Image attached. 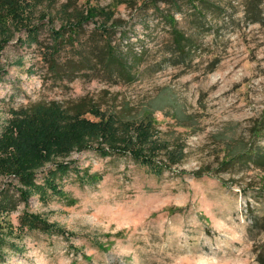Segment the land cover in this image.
Returning <instances> with one entry per match:
<instances>
[{
	"label": "rangeland",
	"instance_id": "obj_1",
	"mask_svg": "<svg viewBox=\"0 0 264 264\" xmlns=\"http://www.w3.org/2000/svg\"><path fill=\"white\" fill-rule=\"evenodd\" d=\"M210 1L0 0V264H263L264 172L223 162L264 147V24L250 0ZM173 19L193 37L179 63ZM101 27L132 77L79 62ZM172 93L184 119L166 107L151 126ZM53 102L99 121L56 131L30 110Z\"/></svg>",
	"mask_w": 264,
	"mask_h": 264
},
{
	"label": "trees",
	"instance_id": "obj_2",
	"mask_svg": "<svg viewBox=\"0 0 264 264\" xmlns=\"http://www.w3.org/2000/svg\"><path fill=\"white\" fill-rule=\"evenodd\" d=\"M190 1L194 3L195 10L201 13L203 12V10L211 11L212 7L217 6L215 3H211L210 0ZM197 1L199 2V4H195ZM172 3L177 4V0H173ZM260 3L262 5L264 3V0H250L247 4V12L249 13V18L252 19L253 22L259 21V18L261 16V23L264 24L263 8L261 7V9H259ZM76 27H74L75 29H72L73 32L70 34V36L68 37L69 39H67L66 41H70L72 42V44L78 42L79 46H83L84 42H86V39L83 40L82 37H80L81 33L83 32V28L79 25ZM98 29L100 32L96 31V33L101 34L99 35L100 39L93 38L94 42L96 43L92 44L91 47L87 49V51L85 52L86 55L82 52L79 53L81 56L79 58V62L84 64L85 66H89L90 64V68H96V66L98 65L102 66L104 70L108 72H112L114 69H116L121 74V76L129 75L130 77H132L130 72L131 65L129 61H127L123 52L120 51L118 47H116V45L112 43L111 30L109 28L102 27ZM171 34L172 42L171 47L168 50L173 53L174 62L179 63L180 60L182 62V59L186 58L189 55L192 49L193 37L191 35H186L183 30L179 29L177 27V21L175 20L173 21ZM52 47L54 52L52 53L53 55H51L49 58H51V63H53V66H55L57 69L58 62L56 61V55L59 56L60 52L63 50L62 41H60L59 43L57 42L56 45H53ZM92 59H95V63H92L91 65L90 62H92ZM159 98L160 101H153L152 103H150L151 105L144 109V112L146 113V121L151 126L153 125L154 121L153 112L156 110H163L166 107L169 108L170 111L173 110L174 118L178 120L184 119L183 112L178 106V102L176 101L174 93L168 96L161 95ZM95 108H97V106L95 105L88 106L86 103H80L74 106L72 109H63L59 103L53 102L48 107H46V105L36 104L30 110L33 115L40 114V116L43 118H46V116L49 115L46 110L52 111V119L55 121L56 131H59L60 125L64 120H71L70 125L72 126L83 123L95 124L99 120H92L84 116L87 112H91L95 117H97L99 113ZM108 121L110 122V125L115 126L116 123H120L122 121L135 122L138 120L131 117L127 118L124 116H119L116 113H113V116H111ZM257 129L261 130V133L264 132V115L258 122ZM79 142H84V139L82 138L75 143ZM240 147L241 148L234 147V149L229 151V153L226 154V159L223 163L226 164V166L229 168L241 166V169H245L249 168L250 166H255L261 168V171L264 172V147L261 146V148H255L252 145L248 146L247 143H241ZM254 228H258L259 230L264 229V214L255 218L250 230ZM261 262L264 264V258L261 259Z\"/></svg>",
	"mask_w": 264,
	"mask_h": 264
}]
</instances>
